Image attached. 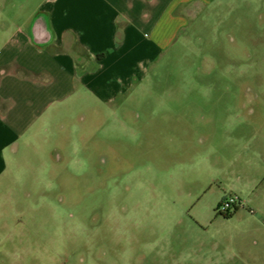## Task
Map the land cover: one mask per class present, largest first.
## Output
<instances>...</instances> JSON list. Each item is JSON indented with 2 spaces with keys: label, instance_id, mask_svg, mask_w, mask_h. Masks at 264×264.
Listing matches in <instances>:
<instances>
[{
  "label": "rangeland",
  "instance_id": "obj_1",
  "mask_svg": "<svg viewBox=\"0 0 264 264\" xmlns=\"http://www.w3.org/2000/svg\"><path fill=\"white\" fill-rule=\"evenodd\" d=\"M193 23L7 155L0 264H264V0Z\"/></svg>",
  "mask_w": 264,
  "mask_h": 264
},
{
  "label": "crops",
  "instance_id": "obj_2",
  "mask_svg": "<svg viewBox=\"0 0 264 264\" xmlns=\"http://www.w3.org/2000/svg\"><path fill=\"white\" fill-rule=\"evenodd\" d=\"M219 0H0V171L79 97L117 102Z\"/></svg>",
  "mask_w": 264,
  "mask_h": 264
},
{
  "label": "built area",
  "instance_id": "obj_3",
  "mask_svg": "<svg viewBox=\"0 0 264 264\" xmlns=\"http://www.w3.org/2000/svg\"><path fill=\"white\" fill-rule=\"evenodd\" d=\"M234 205H240L239 198L236 195H230L222 200L219 209L222 212H228Z\"/></svg>",
  "mask_w": 264,
  "mask_h": 264
},
{
  "label": "flooded vegetation",
  "instance_id": "obj_4",
  "mask_svg": "<svg viewBox=\"0 0 264 264\" xmlns=\"http://www.w3.org/2000/svg\"><path fill=\"white\" fill-rule=\"evenodd\" d=\"M237 208H238V205H234L228 212H222V211L220 212L226 214V213H229L232 209L236 210Z\"/></svg>",
  "mask_w": 264,
  "mask_h": 264
},
{
  "label": "trees",
  "instance_id": "obj_5",
  "mask_svg": "<svg viewBox=\"0 0 264 264\" xmlns=\"http://www.w3.org/2000/svg\"><path fill=\"white\" fill-rule=\"evenodd\" d=\"M222 213V212H221ZM226 216H227V214H226Z\"/></svg>",
  "mask_w": 264,
  "mask_h": 264
}]
</instances>
